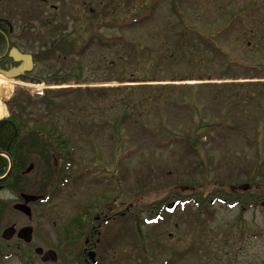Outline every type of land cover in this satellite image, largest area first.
<instances>
[{
    "label": "rangeland",
    "instance_id": "obj_1",
    "mask_svg": "<svg viewBox=\"0 0 264 264\" xmlns=\"http://www.w3.org/2000/svg\"><path fill=\"white\" fill-rule=\"evenodd\" d=\"M0 17L10 23L11 49L34 56L0 120L27 115L19 113L23 94L44 112L37 102L48 89H74L44 114L61 121L71 165L38 155L26 193L49 199L30 204L31 218L5 217L2 233L13 223L34 227L32 246L21 249L31 264H76L91 234L95 264H264V205L155 209L171 188L250 184L264 193V0H1ZM181 17L196 28L182 37ZM180 38L196 48L193 58H182ZM187 99L200 110L180 103ZM196 128L198 151L188 138ZM70 220L84 238L68 240ZM38 247L55 250L57 261L43 262Z\"/></svg>",
    "mask_w": 264,
    "mask_h": 264
},
{
    "label": "trees",
    "instance_id": "obj_2",
    "mask_svg": "<svg viewBox=\"0 0 264 264\" xmlns=\"http://www.w3.org/2000/svg\"><path fill=\"white\" fill-rule=\"evenodd\" d=\"M183 28L180 37H182L186 33H192V31L196 30L194 26L190 23L186 22V19L183 17L180 18ZM202 33V32H200ZM203 39H210L212 37L209 34H202ZM11 32H10V23L5 20L3 17H0V65L10 64L14 61L11 56L3 55L8 48V41L10 42ZM180 38L177 42L176 46H182L178 48L179 52L183 54L182 58L194 57L195 47H186L188 44H182ZM100 43L103 45L115 42V39L112 38L110 40L103 39L102 36L98 37ZM95 38H90L84 40L83 46L78 49L80 52H83L86 47H90ZM190 43V42H189ZM212 45V43L209 41ZM88 44V45H87ZM112 45V44H110ZM129 50V56L134 54V58H138L134 53L136 49L135 44L125 45ZM174 47V48H175ZM11 49V47H10ZM172 55V54H171ZM39 56V55H38ZM133 77L136 79H140V75L138 73H132ZM150 75H148L149 77ZM166 86V87H165ZM170 85H164L163 87L157 88H169ZM132 87H128V90H131ZM163 89V90H164ZM74 89H58L52 90L48 89L43 97H41L40 101L37 102L38 105L45 106L46 109H43L44 112L39 111V109H33L29 100L33 98L30 95L23 94L25 100H22V105H20L21 114H27L25 116H20L17 113H12L9 118L4 120H0V259L3 257L17 256L21 259V261H30V254L26 253L25 246H23L21 240L14 238L12 240H5L2 237V230L6 225V215L8 210H14L11 201H6L4 196L1 195L2 192L9 191L16 193L19 197L22 192H28L29 189L32 188L31 185V177L30 172H28L29 163L32 162L34 166L37 165L38 155L42 156L41 160L47 162V160H51L53 157L54 160L61 161V165L69 166L73 160V149L68 146L69 139L64 136V131L60 126V120L55 118H49L48 115H44L45 112H51L54 108H61V104L56 102L57 98H60L61 95L68 94L73 92ZM168 97L164 100L167 101ZM188 104L189 107H192L196 111L198 108L200 110V105L196 103L193 99H187L184 102ZM204 105L202 109L205 110ZM37 110V112H36ZM14 112V111H13ZM42 113V114H39ZM122 116H126V114H122L119 122L122 121ZM209 128V127H208ZM199 128H196L193 135L188 137L191 140V144L195 150L198 151L199 146ZM43 145H47L44 148ZM70 147V148H69ZM41 148L40 152L38 149ZM40 153H38V151ZM5 154V155H3ZM45 156V157H44ZM6 175V176H5ZM5 176V177H2ZM212 187L204 186H194V187H183L180 190L177 188H171L164 191V196L158 202V206L155 209H158L156 212L160 214L163 209L171 210L179 204H186L189 202L197 204L199 207L205 205H213L216 202H220L225 204L227 207H235L240 206L242 209H247L251 206H254L253 203H259L260 205H264V193H256L258 187H254L250 184L243 186H234L230 184H216ZM35 186V185H34ZM212 188V189H211ZM256 188V189H255ZM181 192V193H180ZM180 193V194H179ZM37 195H41L42 197L38 201H44L48 197L44 199L43 194L39 192L35 193ZM49 199V198H48ZM21 200V198H20ZM130 210L134 211L136 208L132 205L129 207ZM15 211V210H14ZM156 214V215H157ZM81 215H76L75 219H80ZM155 215V216H156ZM81 223L76 220H70L67 223V235L68 240L70 242L77 241L80 238H84L86 232L81 228ZM88 237V236H87ZM85 245V240H84ZM23 264H29L24 262ZM31 264V262H30Z\"/></svg>",
    "mask_w": 264,
    "mask_h": 264
},
{
    "label": "water",
    "instance_id": "obj_3",
    "mask_svg": "<svg viewBox=\"0 0 264 264\" xmlns=\"http://www.w3.org/2000/svg\"><path fill=\"white\" fill-rule=\"evenodd\" d=\"M10 56L13 57V59L17 62H22V65L18 68H11L9 70L2 69L0 67V73L5 75L8 78H17L20 75H22L25 72H31L33 70V58L30 54L23 53L19 51L18 49H13L10 52ZM33 168V165H31L28 169V172ZM20 197L23 199L22 202H17L13 205V208L16 211H19L26 215L28 218L32 217V207L30 206V203L38 201L42 196L22 192L20 194ZM33 232L34 228L31 225L24 226L17 230L16 225L13 224L9 227H7L3 233L2 237L5 240H11L13 236H17L19 239L24 240L25 242L29 243L33 240ZM37 253L43 254L42 260L48 261L49 259H52L53 261H57L58 255L57 252L53 249L47 250L44 252V249L42 247H38L35 249ZM90 260L95 262V252L91 251L89 252Z\"/></svg>",
    "mask_w": 264,
    "mask_h": 264
},
{
    "label": "flooded vegetation",
    "instance_id": "obj_4",
    "mask_svg": "<svg viewBox=\"0 0 264 264\" xmlns=\"http://www.w3.org/2000/svg\"><path fill=\"white\" fill-rule=\"evenodd\" d=\"M0 3H1V0H0ZM5 20H6V18L5 17H3ZM12 31V30H11ZM10 47H11V44H10V42L8 41V48H7V50L5 51V53L3 54V55H8V53H9V56H10ZM24 53V52H23ZM29 54V53H28ZM33 56V55H32ZM13 59V58H12ZM33 59H34V56H33ZM14 60V59H13ZM13 63H15V65H13V66H9L8 64H6V65H1L2 67H4V68H6L7 66H9V67H7L8 68V70L9 69H11V68H18V67H20L21 65H22V62H16L15 60L11 63V64H13ZM28 73L29 72H27V73H24L23 74V76L24 75H26V76H28ZM22 76V75H21ZM19 200L18 201H16L15 203H17V202H22L23 200H20V198H18ZM14 203V204H15ZM13 204V205H14ZM13 224H15L16 225V228H17V230H19L20 228H22V227H24V226H28L27 224L26 225H21V226H19L18 224H16V223H13ZM93 234H91L90 235V237L88 236V237H86V240H85V247L83 248V250L81 251V254H80V256H79V258H78V260H76V264H87V262H89V260L88 259H90V256H89V252L90 251H92L91 250V247H87V245H89L88 243H89V240L92 238L93 239V236H92ZM14 238H17V239H19L16 235L15 236H13V238L12 239H14ZM11 239V240H12ZM19 240H21V239H19ZM21 242H22V244H23V246H25V247H30V246H32V243H33V240L30 242V243H27V242H24V240H21ZM99 242V240L97 239L96 240V243H98ZM96 246V245H95ZM94 246V247H95ZM43 249H44V252H46L48 249H45L44 247H42ZM95 250V249H94ZM35 251V250H34ZM88 256V258H87V256ZM42 254L41 255H39V259H41L42 260ZM10 257H14L13 255L12 256H10ZM96 258V257H95ZM43 261V260H42ZM51 261H53L52 259H49L48 260V262L50 263ZM30 262L32 263V261L30 260ZM43 262H46V261H43ZM54 262H56V261H54ZM96 263V261L95 262H93V261H90V264H95Z\"/></svg>",
    "mask_w": 264,
    "mask_h": 264
},
{
    "label": "bare ground",
    "instance_id": "obj_5",
    "mask_svg": "<svg viewBox=\"0 0 264 264\" xmlns=\"http://www.w3.org/2000/svg\"><path fill=\"white\" fill-rule=\"evenodd\" d=\"M18 80L23 81L22 78H6L0 75V118L5 116L7 113L4 99L8 98L12 94L18 84H21V82H19Z\"/></svg>",
    "mask_w": 264,
    "mask_h": 264
}]
</instances>
